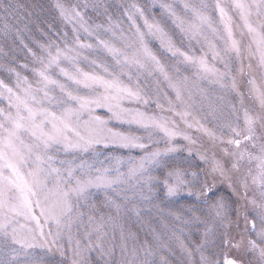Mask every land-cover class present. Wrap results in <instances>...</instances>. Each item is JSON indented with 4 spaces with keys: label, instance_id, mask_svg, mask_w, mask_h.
<instances>
[{
    "label": "rangeland",
    "instance_id": "rangeland-1",
    "mask_svg": "<svg viewBox=\"0 0 264 264\" xmlns=\"http://www.w3.org/2000/svg\"><path fill=\"white\" fill-rule=\"evenodd\" d=\"M15 1L13 15L17 18V22L14 29H12L14 22L10 25L7 21L8 17L7 20L0 18V42L3 43L7 39L11 43L7 48L0 46V81L12 88L13 93L23 99V89L27 87L23 78L27 77V81L36 87L39 77L34 69L41 67L39 57L46 58V53L40 45L55 41L63 47L61 38L64 32H68V39L71 42L72 31L69 27L63 26L52 6V0ZM136 2L145 8L150 19L154 14L156 20L166 31H169L178 41L181 39L171 19L159 5L153 8L151 0H136ZM161 2L173 3L181 15H186L183 0H161ZM204 2L211 5L213 0H204ZM228 2L231 9V0ZM247 2L251 3V0ZM102 3L107 6L112 19L119 21L124 31L129 32L131 26L124 15V9L130 7L132 0H102ZM192 3L199 6L201 0H192ZM89 15L90 23L107 24L104 15H98L91 9H89ZM187 18H191L190 14ZM250 19L258 32L264 35V14L257 15L253 9ZM233 21L236 38L241 40L242 56L237 58L229 55L225 57V62L233 75L239 71L241 61L243 63L244 73L240 77L243 101L241 103V98L230 89L213 84L211 79H197L189 85L192 89L189 93L192 105L190 111L206 127L216 128L218 132L220 131L218 126L221 123L232 121L233 126L237 128L233 135L241 140V145L239 148L220 143L213 145L195 128L189 130V134L197 140L198 145H203V148L208 150L210 160L214 152L217 158L224 161L226 168L224 176L211 171L210 160L202 163L195 155L188 157L181 152L170 160V163H179L198 171L199 184L197 187L200 184H207L208 187L213 188L216 196L211 198H202L197 201L195 197L182 195L169 199L164 195L163 189H160L159 193L148 192L143 185H137L135 179H130L128 176L129 169L137 164L143 153L138 149L123 148L115 143H109L107 147L100 144L87 150L69 152L63 151L62 146L55 145L49 150V154L56 158L54 167L61 169V174L50 172L46 166L45 170L37 172L33 163L34 157L24 149V145L33 143L30 134L21 132L20 138L23 144L20 140L13 138V146L8 145L6 129L10 128V123L5 117L9 113L15 116L16 109L9 105L7 93L0 97V110L3 112L0 116V125L3 126L0 128V153L3 154V159H0V178L15 179V174L7 167L8 163H12L17 167L22 181L32 188V194H30L32 210L30 214H27L21 206L23 193L9 184L7 179H0V192L3 193L0 198V220L10 221L9 231L15 229L17 239L33 241L36 245L32 248H21L0 242V264H72L74 259L79 264H202L201 253L212 259H216L221 253L225 255L229 253L230 249L224 245L225 232L230 239L242 238L241 247L232 253L239 258L241 264H264V242L258 238V235L264 232V224L257 219V234H252L244 230L243 222L244 215L249 213L264 216V207H261L264 205V106H261L257 93L249 84L250 79H255L256 88L264 91V66L259 64L262 49L258 43L259 37L253 39V36L243 27V22L235 10H233ZM137 22L143 28L138 18ZM5 30L10 34L8 32H6L8 35L4 34ZM16 32L23 34L24 42L12 36ZM146 39L154 51L159 53L166 62L172 63V60L160 48L159 40L147 34ZM193 46L197 55H200L202 51H207L206 48L201 49L200 45L194 44ZM217 47H220L219 42H217ZM29 48L36 53V57L29 54ZM54 48L53 44V50ZM24 52H26L25 56ZM84 55L112 64L111 57L103 52H85ZM10 56H12L11 59H9ZM207 59L210 64L215 63L217 68L224 70V63L214 60L211 53H208ZM22 65H27V68ZM61 66L70 70L72 67L67 61H62ZM80 66L85 70H92L87 61L83 59L80 60ZM10 69H14L15 72L9 71ZM17 72L20 73L19 86H17L18 78L15 75ZM50 74L54 79L68 84L79 94H90L89 89L77 88L67 81L56 67L50 69ZM184 74L194 77V70L185 68ZM124 78L127 79L126 76ZM140 82L153 94L158 90L154 77L145 74L140 77ZM196 85L204 89V95L196 91ZM159 90L173 96L165 82L160 83ZM52 95L59 99L62 93L59 89H53ZM45 106L53 111H59L60 107L55 103L49 105L48 102H45ZM212 107L216 109L215 118L210 114ZM148 110L158 111L154 105ZM245 110L259 117L251 133L245 127ZM164 114L171 115L167 111ZM96 115L109 120L108 126L116 131L140 136L148 134L144 129L135 125L123 124L110 119V113L106 109H97ZM82 119H87V115H84ZM177 123L183 127L179 119ZM229 134L225 129L224 135L227 137ZM246 135H250L251 138L245 139ZM153 139L159 141L160 138L155 135ZM223 147H228L229 152H235L236 156H224L221 152ZM19 154H23V160L20 159ZM113 157L121 158V163L116 165ZM234 160H238L237 168L232 167ZM67 169L73 170L72 176L68 175ZM105 169L108 170L109 178L122 174L124 179L107 189L90 187L86 199L70 193L74 222L70 229H64L58 240L63 248V255L55 248L49 251L46 247H41L39 227L32 217H39L40 224L44 225L45 233L49 229L55 233V225L45 222L44 216L62 213L65 208V193L75 187L76 179L95 180ZM152 171L154 169L149 168V172ZM233 188L236 190L235 193L232 191ZM220 198L229 206L228 214L232 223L228 228L216 219L210 207L211 203ZM112 202L120 206L118 210ZM41 209L44 210L43 214ZM77 212L83 213L80 219L75 218ZM89 216L92 217L91 220ZM89 239L92 241L91 247L88 246ZM76 240L81 241L79 255L74 254L77 251ZM249 240L255 241L257 246L255 249L251 248ZM97 241L103 251L97 246ZM109 251L111 255H105Z\"/></svg>",
    "mask_w": 264,
    "mask_h": 264
},
{
    "label": "snow or ice",
    "instance_id": "snow-or-ice-1",
    "mask_svg": "<svg viewBox=\"0 0 264 264\" xmlns=\"http://www.w3.org/2000/svg\"><path fill=\"white\" fill-rule=\"evenodd\" d=\"M156 5H159L171 19L181 37L179 41L165 30L156 20L154 14L150 19L145 8L136 0H132L130 7L124 9V15L131 26L129 32L124 31L119 21L112 19L102 0H73L71 3L69 0H52V6L63 26L69 27L72 31L71 42L68 39V32L65 31L61 38L63 47L55 41L40 45V48L46 53V58L39 57L41 67L34 69L39 77L36 87L27 81V77L23 78L24 83L27 84V87L23 89V99L13 93L12 88L0 81V97L7 93L9 105L16 109L15 116L9 113L5 117L10 123V128L6 129L8 145L13 146V138L20 140L23 144L20 133L30 134L33 143L24 145V149L34 157L33 163L37 172L45 170L46 166L50 172L61 174V169L54 167L56 158L49 154V150L55 145H60L63 151L69 152L87 150L100 144L107 147L109 143H115L120 147L138 149L143 153L137 164L129 169L128 176L130 179H135L137 185H143L148 192L159 193L160 189H163L164 195L169 199L187 195L195 197L197 201L216 196L214 189L208 187L207 184H200L197 187L199 184L198 171L179 163H170V160L184 152L188 157L195 155L202 163L209 162L208 150L203 148V145H198L197 140L189 134V130L193 128L206 136L213 145L220 143L233 148L240 147L241 140L233 135L237 128L233 126L232 121L221 123L218 126L220 129L218 132L216 128L206 127L192 115L190 111L192 107L191 95H189L192 89L189 85L197 79H211L213 84L236 93L242 103L243 93L240 91V77L244 73L243 63L241 61L239 71L233 75L225 62V57L229 55H234L237 58L242 56L241 40L236 38L234 32L233 10L238 12L243 27L253 36V39L259 37L258 43L262 49L259 64L264 66V35L258 32L257 27L253 26L250 19L253 9L257 15L264 14V0H251V3L247 0H231V9L228 0H213L211 5L201 0L199 6L193 4L192 0H183V9L186 15H181L173 3L151 0V6L154 8ZM89 9L97 12L98 15H104L107 24L90 23ZM101 9L102 11H100ZM188 14H190V19L187 18ZM137 18L142 22L143 28L137 22ZM146 34L159 40L160 48L172 60L171 64L149 46ZM217 42L220 44L219 48ZM53 44L55 45L54 50ZM194 44L200 45L201 49L206 48L207 51H202L200 55H197ZM28 52L36 57V53L32 49L29 48ZM85 52H103L111 57L112 64L86 56ZM208 53H211L214 60L224 63V70L217 68L215 63H209ZM81 59L87 61L92 70H85L81 67ZM62 61L69 62L72 66L71 70L61 66ZM22 67L27 68V65H22ZM52 67H56L60 75L77 88L89 89L90 94L81 95L70 88L68 84L54 79L50 74ZM185 68L194 70V77L185 75ZM9 71L15 72L14 69ZM145 74L155 78L158 90L154 94L140 82V77ZM15 75L18 78L17 86H19L20 73L17 72ZM125 76L127 79L124 78ZM161 82L166 83L173 96L159 90ZM249 84L252 85V90L257 93L261 106H264V91L256 88L255 79H250ZM53 89L60 90L61 98L57 99L52 95ZM196 91L200 95L205 94L204 89L199 88L198 85H196ZM45 102H48L49 105L57 104L60 106L59 111H53L50 107H46ZM153 105L158 110L157 112L148 110ZM97 109H106L110 113V119L144 129L148 133L147 136L110 128L109 120L96 115ZM166 111L171 115H165ZM210 114L215 118L216 109L214 107L211 108ZM2 115L3 112L0 110V116ZM84 115H87V119H82ZM177 119L182 121L183 127L177 123ZM258 119V116L250 114L247 110L244 111L245 127L249 133ZM2 127L0 125V128ZM225 129L230 133L227 137L224 135ZM155 135L159 136V141L153 139ZM250 138V135L245 136V139ZM221 152L224 156H236L235 152H229L228 147H223ZM19 155L23 160V154ZM0 159H3L2 153H0ZM112 159L115 160L116 165L121 163L119 157ZM210 163L213 173L220 176L226 174L224 161L217 158L214 152ZM7 167L15 174V179L11 177L0 179H7L9 184L23 193L21 206L25 213L30 214L32 188L22 181L14 164L8 163ZM232 167H238V160L232 162ZM149 168L154 171L149 172ZM72 171V169H67L69 176H72ZM123 179L122 174L109 178L107 169L95 180L76 179L75 187L65 193V208L62 213L44 216L45 222L55 225V233L51 229L45 233L44 225L40 224L39 217H32L37 221L39 227L40 246L46 247L49 251L55 248L63 255V248L59 245L58 240L64 229H70L74 222L70 193H75L77 197L86 199L90 187L107 189ZM232 191L236 192L234 188ZM2 196L3 193L0 192V198ZM145 198L147 199V197ZM112 203L118 210L120 206ZM210 207L217 220L224 223L226 228L231 226L232 221L228 214L229 206L222 198L216 199L210 204ZM41 212L43 214L44 210L41 209ZM81 216L83 213L77 212L75 218L80 219ZM91 219L92 217L89 216V220ZM257 219L264 224V216H257L255 213L244 215V230L257 234ZM9 223L10 221L0 220V242L21 248L36 246L33 241L17 239L16 230L9 231ZM237 226L239 227V225ZM258 238L264 242V232H261ZM75 243L77 251L74 254L79 255L81 241L76 240ZM248 243L252 249L257 247L255 241L249 240ZM241 244L242 238L230 239L225 232L224 245L230 249L229 253L227 255L221 253L216 259L201 253L202 264H241L239 258L232 254L241 247ZM88 246H92L91 239L88 240ZM97 246L103 251L98 241ZM105 255H111V251ZM72 264H79V262L74 259Z\"/></svg>",
    "mask_w": 264,
    "mask_h": 264
},
{
    "label": "trees",
    "instance_id": "trees-1",
    "mask_svg": "<svg viewBox=\"0 0 264 264\" xmlns=\"http://www.w3.org/2000/svg\"><path fill=\"white\" fill-rule=\"evenodd\" d=\"M15 4H16L15 0H0V18H1V20H5L8 17L7 18L8 20L7 19L6 20L10 23V25L12 22H14L12 25V29H14V25L17 22V18H15V16L13 15V7L15 6ZM42 12L45 13L44 11H42ZM42 12H41V14H42ZM45 14L49 15V13H45ZM16 27H18V26H16ZM4 29H5V27H4ZM49 29H50V27H49ZM6 32H8L10 34V32L6 31V30H5L4 34L8 35ZM12 36L15 37L17 40L24 42L23 34H18L16 32V34H14ZM9 43H10V40L6 39V41H3V43L0 42V46L7 48V46L11 44V43L10 44ZM25 54H26V52H24V56H25ZM11 58H12V56H10L9 59H11Z\"/></svg>",
    "mask_w": 264,
    "mask_h": 264
}]
</instances>
